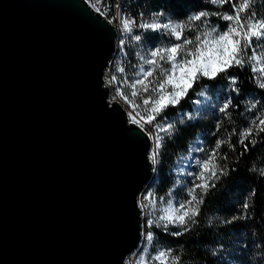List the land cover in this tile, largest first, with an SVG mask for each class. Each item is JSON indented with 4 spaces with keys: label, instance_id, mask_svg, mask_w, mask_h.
<instances>
[{
    "label": "water",
    "instance_id": "1",
    "mask_svg": "<svg viewBox=\"0 0 264 264\" xmlns=\"http://www.w3.org/2000/svg\"><path fill=\"white\" fill-rule=\"evenodd\" d=\"M115 36L87 0H0V264H126L139 247L152 139L109 96Z\"/></svg>",
    "mask_w": 264,
    "mask_h": 264
},
{
    "label": "trees",
    "instance_id": "2",
    "mask_svg": "<svg viewBox=\"0 0 264 264\" xmlns=\"http://www.w3.org/2000/svg\"><path fill=\"white\" fill-rule=\"evenodd\" d=\"M123 4H127L126 9L137 16L140 11L145 16L150 12L160 14L156 17L160 23L187 21L191 14L200 10L223 13L230 8L229 5L213 6L209 0H124ZM252 11L264 16V0H255L248 14ZM218 24L223 26L225 22L216 16L209 18V26ZM192 25L184 32L188 38H193L198 30L203 31L206 27L200 21L192 22ZM135 31L128 35L119 58L123 73L128 75L139 71L140 56L146 55L151 48L176 42L164 31L146 30L142 34ZM133 35H141V41L132 40ZM255 44L264 45V41ZM260 50L258 48V52ZM256 67L259 70L260 65ZM229 75L237 76L238 93L232 90L224 76L201 80L177 106L168 107L157 118L161 127L172 123L174 129L171 134L160 132L163 146L148 184L150 194L156 198V216L169 199L178 206L187 198V189L199 171L197 162L208 156L218 139L227 140L234 147L225 144L219 150V156L226 155L227 158L216 163L226 168L228 174L221 176L215 182L216 187L205 196L197 222L189 224L188 231L172 236L170 232L183 229L170 226L165 232L155 226L150 228L154 235L147 252V264H172V257H179L176 264H264V174L261 173L264 170V135L250 136L249 141L255 138L257 144H250V151L243 155L238 143V133L249 126L254 115L264 113V90L256 86L251 65L234 68ZM201 92L204 94L200 95ZM229 98L232 105L228 114L220 113V107ZM254 103L257 108L251 109ZM188 113L192 119L188 118ZM196 138L200 144L191 149ZM191 151L193 154L188 160ZM246 200L250 204L247 210L242 207ZM168 249L172 250L170 257L155 260L160 251Z\"/></svg>",
    "mask_w": 264,
    "mask_h": 264
},
{
    "label": "snow or ice",
    "instance_id": "3",
    "mask_svg": "<svg viewBox=\"0 0 264 264\" xmlns=\"http://www.w3.org/2000/svg\"><path fill=\"white\" fill-rule=\"evenodd\" d=\"M209 3L219 7L229 5L230 8L229 11L223 13L200 10L191 14L187 21L176 23L171 21L140 23L138 25L140 29L153 32L164 31L176 42L156 46L146 55H141L142 64L135 78L130 82L127 80L118 82L115 76L110 81V83H119L116 88V97L122 98L133 111L141 109L135 111V114L133 111L128 112L129 122L137 125L141 131L154 140V147L148 156L153 166L158 163L163 137L147 132V126L155 124L157 118L162 116L168 107L177 106L201 80H216L224 76L229 81L232 90L238 93L240 91L237 87L238 78L235 75H229L230 70L242 69L245 65H251L252 72L255 74L254 79L257 82L256 86L260 90H264V45L255 44L256 41H264V16H259L255 11L248 14L255 0H209ZM211 16H216L225 24L209 26L208 21ZM195 21L203 22L206 26L205 30H198L193 38H188L184 35L185 29L194 26L192 22ZM121 25L125 33H131L137 26L132 19L128 18L122 19ZM131 39L139 42L142 37L133 35ZM120 44L123 45L124 40H121ZM258 48L261 49L259 52ZM257 64L260 65L259 70H257ZM119 71L124 72V69L119 68ZM125 84L128 86L127 92L124 89ZM203 94V92L200 93V95ZM116 97L113 99L115 100ZM136 98H139L142 104L137 103ZM231 105L232 99L229 98L220 107V113L228 114ZM256 108L257 104L251 105V109ZM186 115L192 119L190 113ZM216 127L219 128L220 125L217 124ZM173 129L174 125L168 123L166 126L159 127V132L171 134ZM238 135V143L243 149L241 153L243 155L244 152L250 151V144H257L255 138L249 141L250 136L264 135V113L260 116L254 115L249 126L240 131ZM225 144L229 148L234 147L229 141L218 139L208 156L197 162L199 171L194 174L192 186L187 189V198L179 202L178 206H174L173 201L169 199L166 206L160 209L158 216L150 210L145 212L147 228L155 226L168 232L170 226L177 227L183 231H173L169 234L180 236L189 230V224L194 225L197 222L200 206L205 202V196L216 187L215 182L221 176L228 174L226 168H221L216 163L217 160L227 158L226 155L219 156V150ZM261 173L264 174V170H261ZM198 192L199 195H197ZM160 199L163 200V198ZM150 203L154 209L156 207L154 196L151 197ZM141 207L142 210L149 208L147 204L143 203ZM242 207L245 210L250 207L247 200ZM149 215L155 216V218H147ZM233 219L236 218L233 217ZM153 235L150 230L145 233L149 243L152 242ZM171 252V249L160 251L155 260L159 261L166 256L170 257ZM171 259L172 264L179 261V257ZM139 264H144L143 258Z\"/></svg>",
    "mask_w": 264,
    "mask_h": 264
},
{
    "label": "rangeland",
    "instance_id": "4",
    "mask_svg": "<svg viewBox=\"0 0 264 264\" xmlns=\"http://www.w3.org/2000/svg\"><path fill=\"white\" fill-rule=\"evenodd\" d=\"M114 23L117 24L116 21ZM120 26H122V25H120ZM121 29H122V27H121ZM116 30H119V27H117ZM133 31H135V30L133 29ZM129 34L130 33H128V35ZM126 42H127V40H126ZM126 42H125V44H126ZM158 46H161V45H158ZM119 63H121L119 57H115L114 60L112 61V63L110 64V67L107 69L106 66H105L104 72H103L105 81L108 84H110V87H111V89H110V92H111V95H112L111 97H115L116 96V88L119 86V83H117V82L110 83V81L112 80L113 76H115L117 78L118 82H122V81H125V80L130 82L131 80H133L135 78V75H136V73L128 75V74H124L123 72H120L119 68H122V66L120 67ZM145 67H147V66H145ZM124 89H125L126 92L128 91V86L126 84L124 85ZM117 98L126 107L127 113L129 111H133L129 107V105L122 98H120V97H117ZM136 102L142 104V101L139 98H136ZM140 110L141 109H136L135 111H140ZM135 111H133V114H135ZM137 119H139V117H137ZM159 127H161L160 123L156 121L155 124H153L151 126L150 125L148 126L147 131L150 132V133H153L154 135L155 134H159L160 135ZM199 144H200V140L198 138H196L194 140L193 144L191 145V149L194 148V147H198ZM153 147H154V140L152 139L151 147H150V150H149V154H150V152H151ZM192 154L193 153L191 151L190 154H189L188 160L192 157ZM149 182L146 184V186L143 188V190L138 195V203H139L140 207H141L142 203L143 204H147L149 206V208L147 210H141L142 211V224H141L142 241H141V243H140V245H139V247L137 248L136 251H134L131 254L126 256V258H125L126 264H139V262L141 261V258H143L144 264H147V252H148L150 243L146 240L145 233L147 231H149L150 229L147 228L146 225H145V221H146L145 212L149 211V210L151 212H155V210H156L155 208L154 209L152 208L151 203H150L152 195L150 194L151 191H150V188L148 187ZM145 197H148V199H145ZM141 209H142V207H141ZM147 218H153L154 219L155 216L149 215Z\"/></svg>",
    "mask_w": 264,
    "mask_h": 264
},
{
    "label": "bare ground",
    "instance_id": "5",
    "mask_svg": "<svg viewBox=\"0 0 264 264\" xmlns=\"http://www.w3.org/2000/svg\"><path fill=\"white\" fill-rule=\"evenodd\" d=\"M124 1V0H123ZM130 2H137L139 0H129ZM158 15H156V12H150L148 15H144L142 11L139 12V15L137 16V18L139 19H145L143 21V23H151V22H159L157 21V17ZM132 19L134 21L135 15L131 13V11H128L126 8L124 10V14L123 17L121 18L120 14H119V8H111V22L114 24L115 29L117 27H119V30H116V36H115V48L114 51L110 57V59L108 60L107 63V69L110 67V64L112 63V61L114 60L115 57H119L121 56L122 52H123V46L127 40L128 37V33L123 32V30L121 29L122 26L121 25V21L122 19ZM117 22V24H115L114 22ZM134 30H136L137 34H142L146 31V29H136V27L133 28ZM124 40V44L121 45L120 41ZM156 47V46H155Z\"/></svg>",
    "mask_w": 264,
    "mask_h": 264
},
{
    "label": "built area",
    "instance_id": "6",
    "mask_svg": "<svg viewBox=\"0 0 264 264\" xmlns=\"http://www.w3.org/2000/svg\"><path fill=\"white\" fill-rule=\"evenodd\" d=\"M88 3L95 9L99 10L101 13H104V15L111 21V8H119V14L121 18L123 17L124 10L126 8L127 4H123V0H87ZM95 5V7H94ZM139 9V8H138ZM137 9V10H138ZM145 19H139L137 18V13L134 18V22L137 25L136 29H140L138 25L140 23H143ZM117 34V33H116ZM107 67V65H106ZM106 82V81H105ZM110 87V84H109ZM111 89V87H110ZM109 89V96L111 97V92ZM116 97V96H115ZM117 98V97H116ZM118 99V98H117Z\"/></svg>",
    "mask_w": 264,
    "mask_h": 264
}]
</instances>
